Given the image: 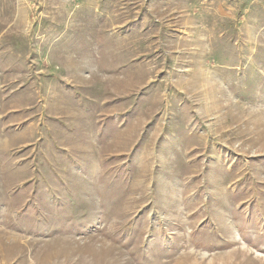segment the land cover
Segmentation results:
<instances>
[{"label":"rangeland","instance_id":"374dc122","mask_svg":"<svg viewBox=\"0 0 264 264\" xmlns=\"http://www.w3.org/2000/svg\"><path fill=\"white\" fill-rule=\"evenodd\" d=\"M0 264H264V0H0Z\"/></svg>","mask_w":264,"mask_h":264}]
</instances>
